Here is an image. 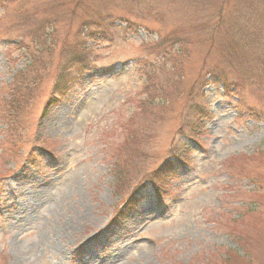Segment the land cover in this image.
I'll return each instance as SVG.
<instances>
[{
	"label": "rangeland",
	"instance_id": "1",
	"mask_svg": "<svg viewBox=\"0 0 264 264\" xmlns=\"http://www.w3.org/2000/svg\"><path fill=\"white\" fill-rule=\"evenodd\" d=\"M71 1L0 0V264H264V1L226 0L210 44L196 30L220 0H133V17L120 0H79L75 16L115 4L118 27L53 105ZM51 13V66L35 83L15 76L37 49L27 29ZM175 34L188 38L178 68L153 48L178 58ZM14 77L29 80L22 114L5 106ZM168 161L158 198L150 177Z\"/></svg>",
	"mask_w": 264,
	"mask_h": 264
},
{
	"label": "trees",
	"instance_id": "2",
	"mask_svg": "<svg viewBox=\"0 0 264 264\" xmlns=\"http://www.w3.org/2000/svg\"><path fill=\"white\" fill-rule=\"evenodd\" d=\"M8 1L12 2L14 0H8ZM57 1L59 0H49L52 6L56 4ZM255 1L259 2L258 4H262V1L264 0H255ZM71 2L72 3L69 2L71 4L70 10H69V18H70L69 21L78 20L79 22L76 21V26L74 28L75 33L73 34L74 35L73 42L69 45V47L66 50H61V53L65 51L64 54H67V57L65 58V60L61 61V63L56 68L58 70L56 71V74L53 80L50 96L47 99V103H49L50 101L53 105L57 103L60 100V98H62L64 94L67 92L69 85L74 81V77L72 76L73 74L75 75L74 72H76L77 70H79L78 72H85L88 69L87 67L88 64L86 61L93 48L91 44L95 45L99 42L108 41V36L110 37L109 34H110L111 28L117 29L118 27L117 25L114 24V18H112L113 9L115 8V4L113 5L111 9L104 8V11L98 14L97 16H94L92 12H90L86 7L83 10V16H75V8L76 7L79 8L82 1L80 2L79 0H72ZM123 2L124 4H128V3L130 4L124 10L129 15V17H133L134 16L133 12L135 10L132 7L134 6L132 4L133 0H120L118 3H123ZM226 3H227L226 0H220L219 5L216 8L215 15L208 17L204 22H201L198 24V29L196 30L197 33L202 34L204 33V31H206L205 33L206 39L204 40V37L202 36L200 39H202L203 41L199 40L200 42L205 41L210 44L213 43L215 41L214 39H216L222 33V30L226 27V25L230 23V20L227 17V15L223 13L225 12L224 5ZM77 4H79V6H77ZM51 15H53V13H51L50 16ZM50 16L49 18H47V20L43 19L42 21L37 20L33 22L34 17L31 19V21L33 22L32 27L27 29L26 34L24 36H29L30 41L34 42V46L37 49H34L32 47L28 49L30 53L29 64L25 66V71H19L15 74V76L18 75L19 78L24 79L26 77V74L29 71L31 72L34 71V74L32 76V83H35L40 76H43V72L47 69V67L49 68L51 66V62H50L51 61V54H50L51 50L50 49L52 48L49 49V45L45 46V43L47 42L46 40H48L49 37H51V40H52L54 39V36H55V39H56L57 20L55 17H52V16L50 17ZM127 18L128 17H125V19ZM246 22H247L246 19L244 20V18L239 17L238 20L234 23L236 27L233 29L235 34H237V32H240L238 38H241L242 35L248 30V27L243 24ZM35 24H38V26L36 27V29H33V26ZM47 27L49 28V33L46 32ZM186 29H189L188 30V33H189V31L192 28L186 27ZM181 35L183 37H186L185 34H179V35L175 34L174 41H172V45L175 46L174 47L175 50L179 53L178 58H173L172 56L166 55V51L168 50V48L163 46V42H160L158 40L153 45V48L155 49V51L162 54L164 59L166 58L165 60L167 61L169 60L170 65L173 68L180 67V64L177 65L175 61L176 59L177 61L182 60L186 55L185 50L179 45V43L184 40L187 44L188 38L187 39L181 38ZM227 35L228 33L224 32L220 36V40L222 43ZM24 36L20 37V41L18 42V45H19L18 49L20 48L25 49L27 47L24 44ZM55 39L53 41L56 42ZM65 48L66 47L63 45L62 49H65ZM43 52L45 53V60H43L42 58L44 55ZM229 52L230 50L226 49L221 54L222 56H224V55H227ZM165 55L167 57H165ZM174 63H176L175 66H174ZM257 70L264 80V62H262L260 65L257 66ZM173 77H174L173 74L168 77L169 86H172L173 84V81H174ZM213 77L216 80H212ZM210 79L213 83H219L218 78H216V76H214L213 74L212 75L210 74ZM147 81L148 80H145V83L142 85V92L145 95L148 94ZM22 85L24 87H22ZM221 85L223 86L224 89L226 88L225 84L221 83ZM25 86H29V80L27 79H25L23 83L21 84V83H17L14 77L11 82V87L7 95L8 100L5 101V106L11 109L9 111H13L15 114H17L18 112H20L19 114H22L25 110L26 105L32 99V94L27 93ZM22 90H24L25 93H22L23 92ZM130 135L132 134H129V136L127 137V140H129V138L131 137ZM128 144L129 142H127V149H128ZM176 160L179 161L178 158ZM169 164H170L169 161L163 164L162 166L163 172H160V171L153 172L152 176L150 177L151 179L150 181L152 182V184L148 181L150 183L149 185H151L153 189L155 190V195L158 198L160 197L162 198L160 187L164 186V184L166 183V178H161L160 176L172 177L170 175L171 172H168L167 165ZM158 182H161V184H158ZM132 196H133V192L130 194V197L127 198L130 204L133 201Z\"/></svg>",
	"mask_w": 264,
	"mask_h": 264
}]
</instances>
